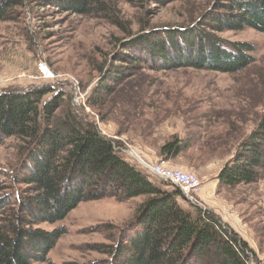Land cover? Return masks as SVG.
<instances>
[{"label": "rangeland", "instance_id": "rangeland-1", "mask_svg": "<svg viewBox=\"0 0 264 264\" xmlns=\"http://www.w3.org/2000/svg\"><path fill=\"white\" fill-rule=\"evenodd\" d=\"M20 1L9 10L10 18L0 20V91L55 84L68 94L76 87L70 79L77 81L81 91L93 88L99 69L113 59L127 29L137 34L190 27L217 2L101 0L105 11L83 15L66 9L61 0ZM217 35L248 43L253 63L232 73L190 67L151 69L143 60L128 63L125 77L112 84L114 92L102 103L72 105L65 97L59 113L72 107L83 122L129 145L143 160L164 159L169 167L194 173L200 188L182 192L183 197H177L180 206L194 215L197 208L210 211L246 242L249 260L264 264V172L249 184L226 186L217 179L240 141L264 115V32L245 26ZM39 60L46 61L59 78H39ZM174 134L188 147L167 160L158 154L159 146ZM18 144L15 136L2 140L0 169L11 172L18 164ZM142 200L139 196L81 201L63 219L37 224L47 230L66 228L47 253L51 264H87L106 258L91 246L112 243V235L118 238L117 229L133 217Z\"/></svg>", "mask_w": 264, "mask_h": 264}, {"label": "trees", "instance_id": "trees-1", "mask_svg": "<svg viewBox=\"0 0 264 264\" xmlns=\"http://www.w3.org/2000/svg\"><path fill=\"white\" fill-rule=\"evenodd\" d=\"M20 3L0 0V20L10 18L9 10ZM60 4L83 15L106 10L101 0ZM245 26L264 32V0H217L213 10L190 27L137 34L127 29L126 39L118 40L120 49L117 44L113 59L99 69L86 103H102L114 92L112 84L125 77L128 63L142 60L151 69L241 71L254 61L251 46L225 40L217 32ZM68 92L55 84L0 91V143L15 136L20 158L11 172L0 169V264H51L47 253L66 228L47 230L37 224L63 219L81 201L139 196L143 200L117 229L118 238L112 235V243L91 246L106 258L87 264H248L246 242L210 211L197 208L195 215L186 211L177 201L183 197L181 190L155 183L125 160L118 150L120 141L83 122L72 107L59 113L63 98L72 102ZM187 147L174 134L159 146L158 154L169 160ZM263 172L264 115L240 141L217 179L226 186L249 184Z\"/></svg>", "mask_w": 264, "mask_h": 264}, {"label": "built area", "instance_id": "built-area-1", "mask_svg": "<svg viewBox=\"0 0 264 264\" xmlns=\"http://www.w3.org/2000/svg\"><path fill=\"white\" fill-rule=\"evenodd\" d=\"M36 70L39 78L43 80L55 81L59 78V75L54 72L44 60H39L36 64ZM74 86L72 93V105L84 104L88 94L87 89L81 91L77 81L70 79ZM119 153L128 162L135 165L138 169L142 170L146 174H152L156 177L158 182L152 179L155 183L170 187H177L181 192L197 191L200 188V180L197 176L187 170L175 167H169L166 165V161L161 159L156 162L145 161L141 156L131 149L129 145H121L118 147ZM248 264H254L253 260H248Z\"/></svg>", "mask_w": 264, "mask_h": 264}]
</instances>
